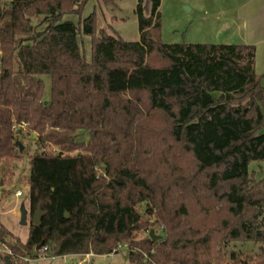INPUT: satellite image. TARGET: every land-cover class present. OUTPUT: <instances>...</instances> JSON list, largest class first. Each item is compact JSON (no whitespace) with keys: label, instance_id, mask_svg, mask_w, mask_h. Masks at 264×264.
Returning a JSON list of instances; mask_svg holds the SVG:
<instances>
[{"label":"trees","instance_id":"16d2710c","mask_svg":"<svg viewBox=\"0 0 264 264\" xmlns=\"http://www.w3.org/2000/svg\"><path fill=\"white\" fill-rule=\"evenodd\" d=\"M90 1L0 2V171L35 136L30 220L44 213L26 242L0 223V243L31 260L127 245L136 264H264V178L249 173L264 162L255 48L165 44L161 0H138L140 38L127 42L98 32L95 12L83 19ZM248 242L257 255L232 246Z\"/></svg>","mask_w":264,"mask_h":264},{"label":"rangeland","instance_id":"374dc122","mask_svg":"<svg viewBox=\"0 0 264 264\" xmlns=\"http://www.w3.org/2000/svg\"><path fill=\"white\" fill-rule=\"evenodd\" d=\"M8 0H0L5 2ZM233 1L230 0H161V39L165 44H217L227 41L237 44L234 25ZM137 0H91L85 9L83 19L90 13L95 12L97 16L98 32L109 31L111 35L119 36L127 42L139 41V25L136 15ZM190 10L187 11L185 8ZM224 9L228 13L220 16L217 13ZM67 19L78 22V17L69 16ZM37 20L35 23H40ZM229 23L231 27L225 29L224 24ZM231 37V38H230ZM92 39L84 38V55L88 61L91 60ZM45 84L44 100H50L51 80L49 76L42 77ZM24 150L28 149V155L12 163L5 174L0 171V223L11 231L21 241L26 242L29 237L30 201H29V157L37 149L36 137L25 135L21 139ZM46 151L56 154L58 149L49 146ZM1 170V168H0ZM249 173H255L257 179L264 178V162H252L249 165ZM22 191V197H16L17 191ZM28 211V225H21V209ZM233 248L244 256H255L258 254V246L254 243H234ZM130 251L122 249L114 255L92 254L83 264H136L129 258ZM83 255L69 258V261L80 262ZM31 264H64L61 258L49 259L39 258Z\"/></svg>","mask_w":264,"mask_h":264},{"label":"crops","instance_id":"0c3cea01","mask_svg":"<svg viewBox=\"0 0 264 264\" xmlns=\"http://www.w3.org/2000/svg\"><path fill=\"white\" fill-rule=\"evenodd\" d=\"M230 1L234 3L231 11L235 16L234 25L237 28L236 37L239 43L230 44L227 41H222L217 44L253 46L255 48V73L264 87V0ZM227 13L226 10L221 9L217 14L225 16ZM224 27L228 29L231 24L225 23Z\"/></svg>","mask_w":264,"mask_h":264},{"label":"built area","instance_id":"2783aa9c","mask_svg":"<svg viewBox=\"0 0 264 264\" xmlns=\"http://www.w3.org/2000/svg\"><path fill=\"white\" fill-rule=\"evenodd\" d=\"M22 196H23V192L21 190L16 192V197H22ZM122 249H129V247L127 245H119L117 251H120ZM114 254L115 252L111 253L110 255H114ZM78 256L81 255H66L58 258H61L64 264H83L86 261V259L89 258V255H83V258L80 260V262L69 261V258H75ZM9 257L12 259V261L9 259L12 262V264H20V261L31 264V262L33 261L29 258H21L19 256H15L5 243H0V264H5L4 263L5 259ZM56 258L57 257L51 259H56Z\"/></svg>","mask_w":264,"mask_h":264},{"label":"water","instance_id":"95a60500","mask_svg":"<svg viewBox=\"0 0 264 264\" xmlns=\"http://www.w3.org/2000/svg\"><path fill=\"white\" fill-rule=\"evenodd\" d=\"M187 11H189L190 9L188 7L185 8ZM47 104V103H45ZM18 145L20 146V150L23 151L24 150V146L23 144L21 143H18ZM44 216V213L41 211V209L39 208L36 213L34 214L32 220H31V224L34 225V226H37V227H40L42 225V218ZM28 217H29V214H28V211L23 207L21 209V225L23 226H27L28 225ZM66 217H67V214H66ZM48 233V231H46ZM149 237L156 241V240H160L162 237L155 234V231L154 230H151L150 233H149ZM43 246V244H40L36 250L39 251L41 249V247ZM5 264H12V262L6 258L5 261H4Z\"/></svg>","mask_w":264,"mask_h":264}]
</instances>
